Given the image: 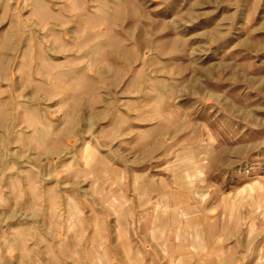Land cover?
Returning a JSON list of instances; mask_svg holds the SVG:
<instances>
[{
    "label": "rangeland",
    "instance_id": "rangeland-1",
    "mask_svg": "<svg viewBox=\"0 0 264 264\" xmlns=\"http://www.w3.org/2000/svg\"><path fill=\"white\" fill-rule=\"evenodd\" d=\"M159 223L264 264V0H0V264Z\"/></svg>",
    "mask_w": 264,
    "mask_h": 264
},
{
    "label": "crops",
    "instance_id": "crops-1",
    "mask_svg": "<svg viewBox=\"0 0 264 264\" xmlns=\"http://www.w3.org/2000/svg\"><path fill=\"white\" fill-rule=\"evenodd\" d=\"M160 223L154 228L155 230H152L153 227L150 225L148 230L136 231L134 234L131 233L130 238L125 239L124 243L130 248L132 256L136 257L133 259V264H209L211 262V246L208 239H212V235H208L204 227L202 231L197 232V236L191 231H173L168 232V237L164 238L163 230L158 229L162 228L163 224ZM209 233L213 234V232ZM194 244L200 252L193 250ZM204 246L208 247L203 251ZM164 250L172 254L168 255Z\"/></svg>",
    "mask_w": 264,
    "mask_h": 264
}]
</instances>
